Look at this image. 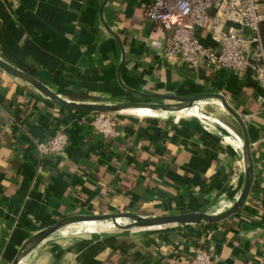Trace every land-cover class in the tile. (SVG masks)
Masks as SVG:
<instances>
[{"label":"crops","instance_id":"0c3cea01","mask_svg":"<svg viewBox=\"0 0 264 264\" xmlns=\"http://www.w3.org/2000/svg\"><path fill=\"white\" fill-rule=\"evenodd\" d=\"M147 2L0 0V57L67 99L108 101L128 92L118 80L122 51L108 24L124 46L128 86L180 96L220 92L241 114L254 167L249 196L217 222L123 229L99 221L86 223L94 230L87 233L67 232V225L21 264H189L198 247L212 252L213 264H264V88L249 74L168 58L167 32L146 17ZM260 8L264 13V0ZM196 33L211 41L205 29ZM96 113L59 106L0 68V264H12L31 235L64 216L213 214L240 195L243 155L225 128L222 135L208 131L189 110L121 114V134L106 138L94 129ZM59 130L69 136L66 148L41 154L37 142Z\"/></svg>","mask_w":264,"mask_h":264},{"label":"built area","instance_id":"2783aa9c","mask_svg":"<svg viewBox=\"0 0 264 264\" xmlns=\"http://www.w3.org/2000/svg\"><path fill=\"white\" fill-rule=\"evenodd\" d=\"M147 1L146 17L167 32L168 58L183 60L197 69L212 64L219 70L230 69L242 76L249 74L264 88V45L260 33L264 13L260 0ZM197 27L208 32L209 43L197 35ZM259 99L264 96L260 95ZM92 124L106 138L121 134L117 118L107 112H97ZM232 138L235 149L241 151L237 139ZM68 140V134L59 130L48 140L37 142V149L41 154L57 155L66 148ZM189 264H213V254L205 247H198Z\"/></svg>","mask_w":264,"mask_h":264},{"label":"water","instance_id":"95a60500","mask_svg":"<svg viewBox=\"0 0 264 264\" xmlns=\"http://www.w3.org/2000/svg\"><path fill=\"white\" fill-rule=\"evenodd\" d=\"M106 24V23H105ZM106 28L109 32L116 38L119 42L122 57L118 66V80L121 86L133 93L139 94L145 97H158L165 102H142V101H121L113 103H103V102H85V101H75L67 99L55 91H53L49 86L44 84L42 81L38 80L35 76L28 73L27 71L7 62L2 57H0V68L8 72L12 76L22 79L37 90H39L43 95L52 100L59 106L84 110L91 112H110V113H129L136 114L140 111H151L152 114H146V116H154L161 112H179L196 107L198 110V117L200 119L209 121L216 125L225 128L230 135L235 137L241 146V152L243 155L244 165H245V179L242 191L234 203L218 213H206V212H187L181 214H165L156 216H144L133 212H110L102 214H73L60 218L56 223L39 230L38 232L31 235L20 247L17 254L15 255L12 264H21L23 260L47 237L62 229L63 227L83 222H99L109 220L113 222L114 226L131 229L135 227H154L160 225H167L172 223L186 224V223H200V222H217L220 221L236 212L241 210L246 199L251 191L254 167L253 158L251 154L250 139L247 130V126L243 120L241 114L229 103L226 96L220 92H203L192 96H180L174 94H161L156 92H144L136 88L128 86L121 77V67L125 62V50L123 43L121 42L119 36L106 24ZM209 99H217L221 102L222 106L231 113L238 121L242 134L237 132L233 127L227 124L225 121L211 116L206 113L204 109V102ZM138 115V114H137ZM125 218L128 222L120 223L119 219Z\"/></svg>","mask_w":264,"mask_h":264},{"label":"rangeland","instance_id":"374dc122","mask_svg":"<svg viewBox=\"0 0 264 264\" xmlns=\"http://www.w3.org/2000/svg\"><path fill=\"white\" fill-rule=\"evenodd\" d=\"M128 92H125L124 95L120 97L108 98L109 99L108 101H89V102H103V103H113V102H121V101L165 102V100L158 97H145L136 93H132V92L128 93ZM219 102L220 101L217 99H209L208 101L204 102V109L207 114L225 121V119L228 118L227 110L223 106H221L220 104L221 102L220 103ZM189 111H194V110H189ZM107 113H109L112 116H115L116 118L121 114H129V113H110V112ZM146 113L147 112H145L144 114ZM133 115L140 116L137 114H133ZM143 117H146V115H144ZM207 126L209 128L208 131L218 132L222 135L221 131H219L220 127L218 125L208 122ZM225 136H230V135H225ZM122 220L123 221L121 223L128 222V220L125 218H122ZM107 221L109 220L102 221L101 223H105ZM64 230L71 233H87L94 231V230H89L88 224L86 223H75L74 225H69L68 227H65Z\"/></svg>","mask_w":264,"mask_h":264},{"label":"bare ground","instance_id":"6f19581e","mask_svg":"<svg viewBox=\"0 0 264 264\" xmlns=\"http://www.w3.org/2000/svg\"><path fill=\"white\" fill-rule=\"evenodd\" d=\"M216 102V101H215ZM220 103V102H219ZM221 104V103H220ZM221 106H222V104H221ZM188 110H194V113L196 114V116H198L199 115V113H198V110H197V108L196 107H193V108H191V109H188ZM188 110H185V111H188ZM145 112H151V111H147V110H145V111H140V112H138V114H144ZM180 112H184V111H180ZM167 113H169V112H167ZM220 128H221V126H219ZM223 129V128H222ZM123 220L122 219H119L118 220V222H122ZM108 222H110V223H112L113 224V222H111V221H107V222H105V223H108ZM83 223H95V224H97L96 222H83ZM114 225V224H113Z\"/></svg>","mask_w":264,"mask_h":264},{"label":"trees","instance_id":"16d2710c","mask_svg":"<svg viewBox=\"0 0 264 264\" xmlns=\"http://www.w3.org/2000/svg\"><path fill=\"white\" fill-rule=\"evenodd\" d=\"M260 33H261V37H262V41H263V45H264V21L260 24ZM118 212H125V211L118 210Z\"/></svg>","mask_w":264,"mask_h":264}]
</instances>
